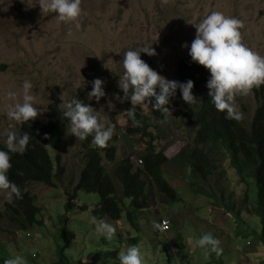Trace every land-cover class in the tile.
<instances>
[{"label": "rangeland", "instance_id": "obj_1", "mask_svg": "<svg viewBox=\"0 0 264 264\" xmlns=\"http://www.w3.org/2000/svg\"><path fill=\"white\" fill-rule=\"evenodd\" d=\"M16 1L22 3V14L14 11ZM81 8V27L77 29L74 23L60 22L55 13L42 11L39 0H0V144L5 141V130L17 131L20 125L7 117L8 105L13 103L7 98V93H22L25 80L31 81L33 85L31 91L37 98V108L44 110L35 120L45 121L51 112L52 102L58 101L60 104L61 101H71L80 91L88 98V93L92 90L91 82L99 78L105 81V96L99 102L95 98H88V101L98 111L99 118L106 127L114 126L113 137L109 141L117 144L119 158L131 157L135 162L134 167L139 166L138 155L146 151L147 144L140 135H127L128 123L124 108L126 100L123 99L124 94L118 84L123 73L122 59L126 51L151 46L158 51L161 63L145 53H141V59L158 73L163 71L164 77L168 79L177 75V63L183 49L190 48L195 38L194 24L200 23L212 11H221L243 21L244 27L240 30L243 42L264 56V0H167L166 3L164 0H82ZM184 44L188 47H182ZM89 48L91 50L87 54ZM96 48L100 50V56L97 55ZM236 104L242 113L241 123L248 127L253 111L260 101L256 99L255 92L251 91L246 96H237ZM138 105L150 123L162 124L147 105ZM181 105L182 102L178 100L170 103L175 108L171 117L174 123L168 136H160L158 145L170 159L164 165V176L181 194V200L172 201L171 206L182 224L176 233L184 234L185 241L182 236L183 248L179 251L176 248V233L170 235L172 243L176 245L175 247L173 244L174 252L170 261L163 252L162 261L153 257L150 261L145 259V264H184L187 256H190L188 258L191 264H205L210 257L205 255L195 241L209 231L210 219L224 210L219 205L222 193L220 190L229 187L230 190L235 188L241 193L246 192L250 204H253L252 200L256 196L253 182L243 183L241 186L233 185L237 182L235 170L228 167V161L217 165L218 160L214 167L227 168L225 180L214 171L208 180V186L204 185L210 192H217L218 199H209L207 196L199 198L197 194H192L195 187L190 182L195 178L198 181L199 175L193 177L187 150L197 144L196 127H193L191 120L195 109L190 110L189 107ZM185 111H189L188 114ZM69 125L66 139L60 143L58 150L53 151L60 155L66 170L61 182L54 180L55 186L52 187L44 184L31 186L36 203L42 207L38 217L45 222V226L24 232L22 235L26 240L23 242L7 219L0 218V240L5 243L10 254H23L29 260L35 254L36 261L46 258L39 264H53L51 261L56 258L55 252L67 244L69 246L65 255L71 262H81L101 242L90 212L97 202V195L78 193V203L89 205L86 211L66 207L67 193H72V187L85 161L84 149L72 139L74 135L69 134ZM209 146L210 144L206 147ZM199 147L206 149L203 145ZM107 168L112 174L113 167ZM114 180L120 192L121 185L115 178ZM187 201L193 203L188 204ZM235 201L240 203L236 198ZM6 202H9L6 193L0 191V214L3 213ZM155 206L161 208L162 203ZM229 214L237 221L238 228L236 232L234 230L232 234L224 237L225 244L220 248L225 251L227 247L226 256L233 259L231 264H264V247L257 241L260 232L259 220L252 218L250 208L246 215L235 212ZM59 216L66 218V239L62 236L64 220ZM223 217L226 218V214ZM110 223L116 227V231L126 228L132 233L127 228L125 213L121 220ZM250 229L253 231H249ZM235 233L239 234L238 244L243 253H247L246 250L256 244L257 249L248 255L235 251L228 245V238H233ZM136 235L133 232V236ZM143 235L144 231L139 240L126 244L129 235L122 231L119 250L122 252L132 245H138L145 258L154 256L156 252L151 248L149 239ZM222 264H225L224 261Z\"/></svg>", "mask_w": 264, "mask_h": 264}, {"label": "clouds", "instance_id": "obj_2", "mask_svg": "<svg viewBox=\"0 0 264 264\" xmlns=\"http://www.w3.org/2000/svg\"><path fill=\"white\" fill-rule=\"evenodd\" d=\"M164 2L166 3L167 0H164ZM17 3L20 4V12L15 10V5ZM81 3L82 0H39V6L42 11L55 13L60 22L74 23L77 29L81 27L79 22L80 17L83 14ZM14 11L17 14H22V3L16 1L14 4ZM194 26L196 29L195 38H193L190 48L183 49V54L177 63V75L169 77L168 79L164 77L163 71L158 73L157 71L153 70L143 59H141V53H145L148 56H151L157 62L161 63L158 51L151 46L141 47L139 49H131L124 53L122 59L123 73L119 77L118 84L119 88L124 94L123 99L130 101L131 105L133 106L129 109L124 107L126 110L128 123L126 127L127 135L142 136L141 132L131 134L128 132V129L142 126L139 122V119L136 120L135 118V106H139L138 104H144L148 106L153 116L162 122V124L150 123L147 116L144 115L141 107L139 106L140 114L143 116L144 121L148 124L147 132L154 136L155 139L153 144L155 146L158 145L160 136H168L169 129L174 123L171 117L175 108H172L170 103L178 100L182 102L181 106H187L190 110L195 109L193 115L191 116V120L193 121V127H196L195 142L198 143L196 141L198 131L208 130L203 120L196 121L195 119V113L197 111L196 104H199L201 100L206 97L213 101L214 106L218 111L226 112L228 118L236 119L240 124H242L240 121V119H242V113L239 111L238 105L236 104V97L246 96L251 91L254 93V87L259 90L260 86L264 85V56L249 48L243 42V37L240 30L244 27V23L238 18L227 16L221 11H212L200 23L194 24ZM182 47H188V45L184 44ZM90 50L91 48L87 50V54H89ZM96 53L98 56L101 55V52L98 48H96ZM180 70H183L184 73L195 77L196 79L193 78L195 80V84L192 80H188L184 83L183 78L179 76ZM91 83L92 90L88 93V98H95L96 101L99 102V100L105 96V91L103 88L105 81L96 78ZM32 88L33 85L31 81L25 80L22 84V93L12 91L7 93V98L13 101V103L8 105L7 117L16 121L20 125L17 131L5 130V141L4 143L0 144V146L7 147V151L0 150V191L6 193V199L9 201L4 203V211L2 214H0V218L5 217L7 219L9 224L14 227L16 233L22 237L23 242L26 240L22 235L24 232L45 226V222L40 220L37 216V219L40 223H36L34 225L27 224L26 229H18L15 224L11 223L7 218L8 208L13 203L14 198H22V192L20 188L15 183H13L7 175L9 169L12 167L10 153L23 154L27 152V146L30 139H32V136H30L28 132H24L22 134L20 133V130H22L23 125L26 122L31 120L37 121L35 119L39 115H42L44 111L42 108H37V98L32 93ZM192 92L195 93L198 98L194 97ZM18 96L21 98L18 99ZM171 98H173V100H170ZM257 100L260 101L259 99ZM58 107L63 110V116L69 120V123L66 124V129L63 132V138L59 142V146L60 143L66 139V130L70 124L69 134L74 135L72 139H75V143H80L84 149V166L87 161V151L91 149L98 152L100 155L98 165L102 169V176L110 178L115 185L116 182L114 178L118 181V183L121 185V191L119 192L118 190L121 196L123 188L120 182L121 179L119 177V173L122 167H126V159H129V162L132 164L133 171L137 169L139 170V178L143 176L151 178V176L144 170V164L141 159V156L145 155L147 151H144L138 155V162L140 164L139 166L135 164L136 166L134 167L133 164L135 162L131 157L123 156L119 158L117 144L109 141L113 137L114 126L106 127L105 124L101 122L98 111L94 110L93 107L83 103L79 99L61 101ZM188 112L185 111L184 113L188 114ZM89 135H92L93 139L88 138ZM156 137H159V139L156 140ZM143 138L147 144V142H149V138ZM207 145L208 144H204L203 146L206 147ZM194 146H196V144ZM194 146L189 148H193ZM197 146L199 147V145ZM58 149L59 147H52V156L58 155L53 153V151ZM208 149L209 147H206L205 150L208 151ZM217 160V165L224 164L226 161H228V152L222 147L218 149L212 156L210 166L211 174L206 180L202 178V175H199V180L197 181L194 175L198 174L193 173V177L195 178L193 181L197 182L198 184L197 187L192 190V194H197L199 198L200 196H207L209 199L212 197L217 198V192H210L208 188L206 189L204 187V185L208 186V180L214 171H217L218 174L221 175L227 170V168L214 167L215 161ZM107 166L113 167L112 174L109 172ZM82 169H80V171H82ZM235 179H237V182H234L233 184L235 186H241L243 183H245L240 182L238 175ZM193 181L190 182V185ZM33 184L42 183H31L27 187L29 193L32 196H35L31 188ZM52 186H55V184ZM220 191H222V193L219 205L224 207V210L218 213L214 218L210 219L211 228H209L208 232L202 234L195 241V243L198 247L204 250L205 255L210 257V253L214 252L217 256L221 257V260L224 261L225 264H231L233 259H230L226 256L227 247L225 251L220 248L221 245L225 244L224 237L232 234L234 230L236 232V229L238 228L236 226L237 221L231 216V214H229V212H235L239 215H246V213H248V208H250V213H252L251 207L255 204V200L251 199L253 204H250L248 202L250 200L248 194L246 192L241 193L240 190L235 188L230 190L229 187H226L222 188ZM177 193L181 196L179 192ZM235 198L240 202L239 204L236 203ZM172 201L176 200H172L165 194L160 193L154 185L153 192L150 193L147 199V204L150 206L148 207V210H150L149 215H143V212H141L137 216L128 219L126 217V213L123 212L125 213V220L128 224L127 228L131 229L132 231L131 233L126 228L122 230L125 231L127 235H129V237L126 239V244L139 240L140 234L144 231V238L149 239L151 248L156 252H154V256L145 258L141 247L138 245H132L125 251L121 252L119 250V243L122 240V231H119L118 229L116 231V227L110 223L114 222L110 219V217H105L104 219H96L93 217L92 222L94 223L96 233L100 236V246L93 253H91L88 258L81 260V262H70V264H84V261H87V264H145V259L150 261L153 259V257L159 261H162L164 254L168 256V261H170L174 252V243H172L170 235H174L177 228L182 225L179 220V216L171 206ZM72 202L76 203V205L73 206V210L86 211L89 206L87 203H78L77 199ZM159 202L162 203L161 208L155 206ZM187 203L191 204L193 201H187ZM37 205L39 206L38 203ZM95 207L96 203L94 208L90 210L91 214L93 211L98 210V208ZM242 211L243 213H241ZM225 214L226 218L223 217ZM251 215L252 218L259 220L255 214L252 213ZM59 217L64 220L62 236L66 239V218L64 216ZM121 219L122 216L119 218V220ZM227 228H230V230H227ZM249 231L253 230L250 229ZM133 232H135L137 235L133 236ZM233 235V238H228V245H230L240 254L248 255L257 249L258 245L256 244L254 247L246 250L247 253H243V251L240 250L238 244L239 234L235 233ZM181 236L184 238V234ZM220 241L222 242L220 243ZM0 243L5 245V243L1 240ZM260 245L262 246V244ZM68 246V244L67 246L64 245L62 248L58 249L57 252H55L56 258L54 261L65 254V250L68 248ZM174 246L176 247L175 244ZM5 248L7 249L6 245ZM176 248L181 251L183 248V243H178ZM253 248L255 249L253 250ZM116 249L118 251L117 255H109L104 259H102L100 256L102 254H107L106 252L113 253L114 251L112 250ZM7 251L12 258L5 260L4 264H39V262H44L42 259H46L42 258L41 261H36L35 259L37 256L33 254L31 256V260H29L28 258L24 257L23 254L13 255L10 254L9 249H7ZM95 259L97 260L96 262ZM54 261L52 260L51 262L54 263ZM210 262L211 257L210 260L205 264ZM184 264H188L187 258H185Z\"/></svg>", "mask_w": 264, "mask_h": 264}, {"label": "trees", "instance_id": "obj_3", "mask_svg": "<svg viewBox=\"0 0 264 264\" xmlns=\"http://www.w3.org/2000/svg\"><path fill=\"white\" fill-rule=\"evenodd\" d=\"M179 76L183 82L192 80L193 76L180 70ZM196 79V78H195ZM198 80V79H197ZM199 81V80H198ZM200 82V81H199ZM254 92L260 104L254 110L249 127L246 128L236 119L227 117L226 112L218 111L212 100L203 98L196 104V121L203 120L208 131L199 130L193 148L187 150L192 160V171L202 175L203 179L211 174L210 166L213 154L221 147L228 152V167L236 170L240 182H253L256 187L255 204L251 207V212L257 216L260 223V233L257 241L264 247V85L258 90L254 87ZM193 93V92H192ZM194 97L198 96L193 93ZM73 99H79L83 103L90 105L83 92H78ZM170 100H173L171 98ZM125 108L133 107L130 101H125ZM153 104V98H152ZM59 102L51 104V112L45 121L31 120L23 125L20 133L28 132L30 139L27 152L10 153L12 167L7 175L22 192L21 199L13 200L8 208L7 218L15 224L18 229H26L27 224L34 225L40 223L37 219L41 207L36 203V197L32 196L27 187L31 183H42L47 186L54 185V180L61 182L66 170L60 162V155L52 156L51 149L59 147V142L63 138V132L69 120L63 116V110L58 107ZM91 106V105H90ZM135 118L139 119L142 126L129 128V133H142L143 137H148L147 152L141 156L144 170L151 176L139 178V170L133 171V166L126 159V167H122L119 173L122 184V196L119 194L116 185L106 176H102V169L98 165L100 155L98 152L89 149L86 154V164L78 175L76 184L72 187V193H67V208L76 205L72 202L77 199L78 193L97 195L96 207L92 217L104 219L110 217L113 221H118L123 212L131 219L143 212L149 215L147 199L153 192L154 185L160 193L165 194L172 200H181L178 191L167 181L164 176L163 166L170 161L164 151L158 145H154V136L147 132L148 124L140 114V107L135 106ZM47 137V138H45ZM88 138L93 139L92 135ZM159 137H156V140ZM210 144L208 151L199 148L197 145ZM0 150L7 151V147L0 146ZM157 152V153H155ZM195 162V163H194ZM221 178H226L227 170L221 174ZM118 177V176H117ZM225 180V179H224ZM197 182L193 181L192 186L197 187ZM176 224V223H175ZM201 236V235H200ZM178 243H182V236L176 233ZM100 255L102 259L109 255H117L118 251ZM211 262L207 264H222L221 257L214 252L210 253ZM12 258L5 245L0 243V264ZM188 264H191L187 257ZM69 258L63 254L54 261L53 264H70ZM200 264V262H198Z\"/></svg>", "mask_w": 264, "mask_h": 264}, {"label": "water", "instance_id": "obj_4", "mask_svg": "<svg viewBox=\"0 0 264 264\" xmlns=\"http://www.w3.org/2000/svg\"><path fill=\"white\" fill-rule=\"evenodd\" d=\"M19 9H20V4H19V3H17V4L15 5V10H16V11H18V12H20V10H19Z\"/></svg>", "mask_w": 264, "mask_h": 264}, {"label": "crops", "instance_id": "obj_5", "mask_svg": "<svg viewBox=\"0 0 264 264\" xmlns=\"http://www.w3.org/2000/svg\"><path fill=\"white\" fill-rule=\"evenodd\" d=\"M84 264H87V261H84Z\"/></svg>", "mask_w": 264, "mask_h": 264}, {"label": "bare ground", "instance_id": "obj_6", "mask_svg": "<svg viewBox=\"0 0 264 264\" xmlns=\"http://www.w3.org/2000/svg\"><path fill=\"white\" fill-rule=\"evenodd\" d=\"M195 163V162H194ZM224 168V167H223Z\"/></svg>", "mask_w": 264, "mask_h": 264}]
</instances>
